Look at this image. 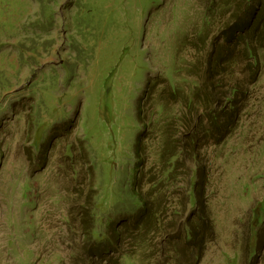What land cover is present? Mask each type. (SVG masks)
Here are the masks:
<instances>
[{"label": "rangeland", "instance_id": "obj_1", "mask_svg": "<svg viewBox=\"0 0 264 264\" xmlns=\"http://www.w3.org/2000/svg\"><path fill=\"white\" fill-rule=\"evenodd\" d=\"M211 4L0 0V264H166L159 234L124 257L100 239L138 195L164 201L179 237L198 171L215 236L199 264H264V49L252 84ZM222 49L234 64L212 75ZM209 108L234 126L207 133ZM168 144L182 148L165 181Z\"/></svg>", "mask_w": 264, "mask_h": 264}, {"label": "trees", "instance_id": "obj_2", "mask_svg": "<svg viewBox=\"0 0 264 264\" xmlns=\"http://www.w3.org/2000/svg\"><path fill=\"white\" fill-rule=\"evenodd\" d=\"M209 1L212 3L209 6V10L212 9L215 12L219 7L222 11L231 13L229 15V19L223 24L221 30L219 31L220 36L217 38L223 39L224 45L226 44L229 48L242 47V52L254 71L251 79L252 84L256 83L262 70L260 67V60L258 58V51L264 49V0ZM217 2H219L218 5H216ZM226 50V56L223 53L224 49L219 52L217 56L218 62L216 65L210 64L212 75L216 74V72H213V68H216L218 71L217 68L234 64L233 57L231 60L227 58V55L231 53L228 52V49ZM223 71L225 70L221 69L218 71L220 76L224 74ZM237 90L238 89L236 88V93ZM140 114L141 109H138L139 118ZM219 114H221V112H219ZM208 115L211 118L212 128L211 130H208L207 133L212 136H216L220 131H222V134H225L228 129H231L232 126H234V121L230 123L227 122L225 125H220L217 121L219 116L216 110L210 109ZM193 135L192 142H194L195 145V142L197 143L196 138L198 137V134L196 133ZM140 144V138L138 137L135 146V153L136 149H139ZM179 148L182 147H179V145L170 146V144L163 147L162 154L169 152L165 165L167 169L161 176V178H164L165 181H168L171 177L169 176L171 174L170 167H175L177 165L173 162V160H175L176 157L179 156L178 154L181 153V151L178 150ZM136 156H138V153H136ZM165 156L166 155H164V158ZM195 162L197 164L196 160L194 163ZM196 166L197 168H200L199 165ZM134 172L135 174L137 173L136 168L134 169ZM165 172L167 175H164ZM136 175L134 176L135 180ZM193 180V184H191V180L189 181L191 186L190 191L188 192V199L192 204L190 205L192 216L189 217L183 224V232L179 237H175L174 234H172L169 235V239L167 238L170 229L173 227H170L168 222L163 223L165 219H162V216H165L168 211L161 207L163 205L161 203H164V201L159 198L154 200L151 196L142 198V196L138 195L136 201L139 208L138 212L134 216H131V219H127L119 223V233H117L116 230H113L111 232V236L100 239V243L102 242L100 246H102L103 251L100 254H103L108 248L111 250V247H114V242L121 248L124 244L122 257L138 254V251H135V253L132 251H126V246H128L129 240H131L132 244L138 248L137 250H141L142 247H152L155 249L157 248L156 244L152 245L153 243L151 242L153 241L152 239H149V235L154 234L155 236L156 234H159L163 240L160 242V250L158 252L165 254L164 260H166V264H199L204 254L206 244L209 241H212L215 236L214 228L210 220L209 210L206 205V188L208 185L207 177L205 174H203V176L199 175L198 171V174H195ZM161 182L162 180L160 183ZM140 233L144 235L140 236ZM94 248L96 250V247ZM181 257H184V260ZM115 264H120V262L117 261Z\"/></svg>", "mask_w": 264, "mask_h": 264}]
</instances>
